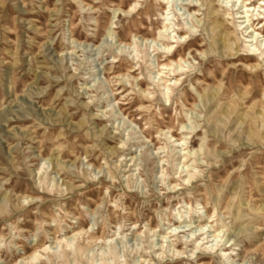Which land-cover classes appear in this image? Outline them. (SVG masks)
Listing matches in <instances>:
<instances>
[{"label": "rangeland", "instance_id": "obj_1", "mask_svg": "<svg viewBox=\"0 0 264 264\" xmlns=\"http://www.w3.org/2000/svg\"><path fill=\"white\" fill-rule=\"evenodd\" d=\"M221 1L0 0V264H264V62L236 60L248 51ZM166 43L181 68L160 69ZM241 87L258 95L243 103ZM185 169L199 171L187 185ZM186 203L216 208L233 262L157 255Z\"/></svg>", "mask_w": 264, "mask_h": 264}, {"label": "bare ground", "instance_id": "obj_2", "mask_svg": "<svg viewBox=\"0 0 264 264\" xmlns=\"http://www.w3.org/2000/svg\"><path fill=\"white\" fill-rule=\"evenodd\" d=\"M164 1H166V3H168V0H164ZM257 1H258V4L255 5L253 3V0H222L221 5H220L221 13L223 14V16L227 17L228 19L240 20L238 27L241 28V30H242L241 36L244 38L243 42H244V46L246 47V50L248 51V54H246L244 56H237L236 60L242 61L241 65L247 69H250V70L257 69L260 61L264 62V23H263V20L261 19L257 22V24H256V25H258L257 27L254 26V22L256 20H258L254 16L264 14V0H257ZM134 3H136V2H134ZM116 6H117L118 11L121 10L125 14L131 13L132 11L135 10V5H130L128 7V9L125 11L122 10L123 4L121 2L118 3ZM237 6H239L238 8H239V10L241 9V11H238V8L235 9ZM196 11H198V10L193 9V14ZM255 11H256V13H255ZM137 12H138V10H137ZM208 17H210V19H212L213 23L216 21V18L215 17L213 18L212 16H210V14L208 15ZM166 20H168V19L166 17H163V27H162V30L159 32L161 34L160 36L163 37L164 39L166 38V39H172L173 40L174 37L171 36L170 33H168L169 23H167ZM185 36H186V34H182L178 37L180 39H184ZM222 41L224 43H227V49L228 50H232L231 45L228 44L230 42V37L228 35H224L222 37ZM173 42L174 41H172L171 43H173ZM171 43L163 44L164 45L163 48H164L165 52L168 53V55L166 57L168 61H167V63L160 64V69H162L163 67L171 66V64H175L178 68H181L178 62H181V61L185 62V60H183L181 57L178 58V61L172 60V57L174 54H173V52L172 53L170 52L171 51ZM199 53L203 55L204 52H199ZM157 65H159V64H157ZM160 69L157 70L158 73H160V71H159ZM250 77H251V79L258 80L260 75L258 72H254V73L250 74ZM174 81L177 82L178 80L176 78H174ZM240 82L243 83V80L241 79ZM161 85L163 86V93L162 94L165 97H167V90H169L170 85H164V81L162 82ZM231 87H232V89L234 88L233 86H231ZM228 88H230V87H228ZM226 89H224L222 91L225 93L229 90V89H227V90ZM239 90L242 93L240 94V98H238V99L240 101H243V103H248L249 101L253 100L258 95V93L255 90L249 89L246 87H241V88H239ZM231 101L234 104L236 103L234 100H231ZM256 103H258L257 105L261 106L264 102L262 100H259L258 102H255L254 104H256ZM182 128H183V126H182ZM187 135H188V133L184 134L183 137H181L179 139L176 138L173 140L177 144L176 147H178V146L182 147L185 144V142H186L185 140L187 139ZM171 137L172 136H170V138ZM185 149L186 148H183L181 150H185ZM197 151H201V148H199ZM190 154H192V153H190L188 151L186 153H182L183 160L187 159V157L190 156ZM193 162H196V160H193ZM183 165H186V168L188 167L187 164H183ZM185 171H187V169H185ZM198 173H199V171H197V170L187 171L186 175L181 176V174H180L178 176V179L182 182L183 185H187L189 183H192L194 181V179L197 178ZM168 185H169V189L172 190V192H174L176 190L177 186H180L181 184H168ZM217 201H218V203H220L222 200L219 198V199H217ZM185 206H187V210L183 212L184 214L177 212V214L175 215L174 219H176V223H178L176 226L174 225V223L171 224L169 220L167 221V228H165L163 235H161V239L163 240L161 242L166 243V240L168 238H171L172 240L168 241L167 242L168 244L166 243L167 244L166 246H164L165 244H163V245L160 244L159 249H157L160 252L157 255L158 256L161 255V257H165L166 255L164 253H165V248L167 247L168 254L170 253V255L173 258H175V260L178 261V260H181L184 258L183 254L186 253L185 250L188 247H191V250L192 249L193 250L199 249L202 251L210 252L212 254L218 253L220 259H225V260H229L230 262H233L234 258L237 256V254L234 253V249H231V246L227 247L226 244L222 243V236H221L222 234L221 233L223 231H225V229H224V226L222 224L219 226L216 225L217 219H214V217L216 216V208H214L212 213H208L207 209H204V217H202V215L200 216L198 214H197V216H193L194 214L191 213L192 208L188 203H186ZM225 208H228V204H226ZM197 209H199V208H197ZM192 219H195L194 222H197L196 227L198 228V232H196V230L191 231V229H189L188 230L189 232L187 231L188 234H183L180 237L179 234L183 233L185 231H181V230L178 231V230L180 228L186 229L187 227H190L191 226L190 224L192 223L191 222ZM182 223H185V224L187 223L188 225L180 226V224H182ZM217 224H219V223H217ZM206 227L209 228L207 231H206ZM134 228L135 227H133V229ZM150 230L152 231L155 229H150ZM208 233H210V235H208ZM77 234L78 233H75L73 236H75ZM89 239L96 241L97 239H99V237L94 238V236H89ZM70 245H71L70 242L66 241L65 242V250H69ZM180 246H183V249H178V247H180ZM150 247H151V244H150ZM42 250L46 251L47 248L43 246ZM75 250L79 251L80 249H79V247H77V249H75ZM72 253H75V251ZM193 254L194 253L192 252L191 255H189V257L191 259H192ZM29 257H30V259L35 260L39 257V253L34 252ZM197 257H198V255L195 256L193 259H196ZM187 260H188V256H187ZM123 264H125V263H123ZM195 264H207V263H202L200 261L195 260Z\"/></svg>", "mask_w": 264, "mask_h": 264}]
</instances>
